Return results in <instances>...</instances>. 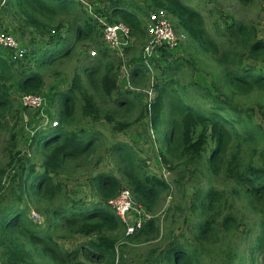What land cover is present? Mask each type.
<instances>
[{"label": "trees", "instance_id": "1", "mask_svg": "<svg viewBox=\"0 0 264 264\" xmlns=\"http://www.w3.org/2000/svg\"><path fill=\"white\" fill-rule=\"evenodd\" d=\"M83 1L0 0L9 15L44 38L43 48L25 50L18 61L11 49L0 46V151L10 159V167L6 163L0 167L1 264H123L119 248L158 238L156 216L169 185L147 172L146 160L135 149L124 142H107L97 128L105 123L113 133L136 123L146 125L160 162L181 194L187 192L186 176L191 180L188 205L198 217L191 239L182 235L167 240V235V243L149 250L141 264H212L210 255L240 226L231 197L258 216L259 232L250 253L252 258L261 256L264 264V107H244L241 102L253 92L264 94V38H258L246 19H230L214 9L217 0H204L203 10L183 0H142L147 11L164 10L198 55L214 62L219 72L212 78V91L197 81L186 82L184 61H169L171 50L159 48L145 55L149 37L143 19L149 14L142 12V5L131 0H89L103 3L100 12L91 9L97 17L129 28L133 43L120 60L103 48L98 22ZM235 1L243 7L255 3ZM214 12L218 19L208 30L206 23ZM62 30L68 35L63 36ZM80 45L86 46L91 59L82 68L85 79L77 73L67 88L51 89L57 124L47 119L49 125L33 133L30 148L23 153L17 132L23 107L15 98L16 90L43 97L45 105L32 110L50 117L44 108L47 96L42 95L44 74L72 59ZM93 49L95 57L89 56ZM157 54L167 64L154 66L159 74L148 87L155 96L150 99L147 90L142 91L143 103L141 91H122L119 73L130 66L136 84L147 77L150 58ZM18 63L25 68L16 76ZM192 92L197 102L189 97ZM107 156L113 169L97 172ZM83 175L97 202L69 190V182ZM124 189L139 211L151 215L132 234H127L126 224L108 203ZM33 214L40 221L32 219Z\"/></svg>", "mask_w": 264, "mask_h": 264}, {"label": "rangeland", "instance_id": "2", "mask_svg": "<svg viewBox=\"0 0 264 264\" xmlns=\"http://www.w3.org/2000/svg\"><path fill=\"white\" fill-rule=\"evenodd\" d=\"M131 1L138 4V6L142 5V12H148V14L154 13L152 11H147V8L145 7L142 0ZM183 2L188 6L197 7L201 10L206 8V6L203 5L205 3L204 0H183ZM83 4L85 5V8H87V11L90 9L89 12L98 22V26L101 30L99 41L101 42L103 48L109 52L111 57L120 59L109 46H105L106 42L103 39L102 33V24L104 22L107 23L105 17H97L96 12L91 10L93 7L95 11L100 12V10L104 9L103 3L93 1L91 4L89 0H84ZM213 8L223 10L225 16L229 17L230 19H246L249 21V25H252L255 28V33L257 34L258 38H264V0H255V3L250 7H243L235 0H217V4L214 3ZM207 19L208 18H206V20ZM216 19H218V15L214 12V16L207 20L206 27L208 30H210L211 21ZM143 20L145 23L144 25H147L148 18L145 17ZM1 33L12 36L15 43H18L19 48L23 50V55L25 54V50L29 52L31 48L39 47L40 49L44 47V38L41 36L42 34H38L31 28L26 27L21 22V20L9 15L0 5V34ZM61 34H63V36L68 35V33L67 35L64 33V30L61 31ZM12 51L13 60H21L14 49H12ZM87 51L88 50L86 46H78L72 59L65 61L62 65L54 67V70H51L50 72L48 71L44 74L45 88L42 95L47 96V103L44 108L47 107L46 109L52 113L50 117H47L43 112L36 113V110L24 109L22 108L21 103H19L20 107L23 109V116L17 129L18 146L23 153H26L29 150L30 147L28 146L33 133H35L40 127H47L49 125L47 123L50 121H55L54 109L51 107L50 103L52 102L54 106V100H52L54 92L51 91V89L55 88L56 92L58 90L61 91L67 88L73 76H75L77 73L84 77L82 68L88 66L89 62L91 61V59L87 57ZM93 51H95V53L97 52L95 49H93L89 51V56H97V54L95 55ZM170 52L172 57H170V59L168 58L169 61L175 59L184 61L183 77L186 82L197 81L198 83L202 84L203 87H212V78L214 75H217L219 71L212 60L198 55V52L194 50L188 40H184L179 48L171 50ZM150 59H152L149 61L150 72L145 79L138 81L136 84L132 83V78L130 77L131 67L123 66L121 68L118 83L122 91L139 90L142 92L148 89L147 87L149 86L152 79H154L159 74V69H156L154 66H164L167 64V61L163 57H160L159 54ZM25 61H28V58L25 59ZM18 64L19 66H17L16 76L19 75L18 70L25 68V65H22L21 63ZM256 66H260V64ZM55 70L56 72L53 73ZM83 79H85V77ZM134 79L137 78L135 77ZM212 91L214 90L212 89ZM16 92L19 94L18 90H16ZM17 93H15V98L18 101V98L20 100L22 94L18 95ZM141 96L142 102L144 103V93ZM189 97L193 102L198 101V96L194 92L190 93ZM241 102L245 104L244 107L252 106L258 110H261L264 107V94L261 92H253L250 96L241 98ZM135 118L136 115H133L131 120H134ZM256 119L258 118L256 117ZM97 128L103 133L107 142H124L128 146L135 149L138 154L146 160L147 172L164 178L169 185L170 191L163 199L156 216L160 226V235L158 238L151 243L144 242L140 244H126L125 248H119L118 260H121L123 264H141L142 261L147 257L146 254L149 252V250L153 249L155 246H163L165 243H167L164 242L167 235V240H170L174 237L181 238L182 235L185 237L189 236V239H191V234L193 231L191 228L194 222L198 220V217L192 213L190 206L188 205V198L190 196V192H192V189L190 188L191 180L189 179V176H186L184 184L187 192L181 194L179 188L175 187L173 181L169 179V170L160 162L157 156V145L154 142L153 136H148L149 131L147 126L142 123H136L132 125L127 131L117 133H113L111 131V125L106 123L104 124V127L97 125ZM159 137H162L160 133ZM107 146L110 147L111 144ZM4 163L8 164L9 166L10 159L0 151V167L3 166ZM113 165L114 163L112 162L111 157L107 156L103 161H101V164H99L100 167L97 168V172H109L111 169H113ZM192 172L194 173V171ZM69 190H71L73 195L78 198H84L90 202H97L98 200L97 196L89 186L88 179L84 175L80 178L71 180L69 182ZM230 201L233 202V213L240 222L239 229L235 230L234 233L224 236L223 240L225 245L220 247L215 253H212L208 258V261H210L212 264H262L263 260L261 256L258 255L257 257L255 255L252 258L250 253V247L253 245V243H255L254 240L259 232L258 216L254 213H251L242 200H237L234 197H231ZM116 215L121 220H126L130 225H133L136 222L134 215H131L130 213H123L122 215H118L116 213ZM31 218L34 220H40L39 217L37 218L34 215H32ZM251 259H253V261H251Z\"/></svg>", "mask_w": 264, "mask_h": 264}, {"label": "built area", "instance_id": "3", "mask_svg": "<svg viewBox=\"0 0 264 264\" xmlns=\"http://www.w3.org/2000/svg\"><path fill=\"white\" fill-rule=\"evenodd\" d=\"M147 21L148 23L145 25V29L149 40L143 50L146 56H150L159 48H167L168 50L177 49L185 39L184 34L175 30L171 20L164 11H154V13L148 15ZM102 33L103 39L106 42L105 45L109 46L111 50L116 53L117 57L123 58L125 48L129 47L132 43L129 28L122 23L110 24L104 22L102 24ZM0 46L11 50L14 49L20 58L23 56V50L19 48L18 43H15L10 35L0 34ZM147 93L150 99L154 98L152 88H148ZM20 103L23 108L33 109L44 106L45 100L39 95L22 94ZM52 124L54 126L57 123L54 121ZM108 203L118 215H122L123 213L134 215L136 222L133 225L128 224L126 220L122 219L126 224L127 234L136 232L141 228L144 220L150 218L149 215L145 214L143 211H139L134 206L132 195L127 189L122 190ZM34 216L37 217L36 215Z\"/></svg>", "mask_w": 264, "mask_h": 264}, {"label": "clouds", "instance_id": "4", "mask_svg": "<svg viewBox=\"0 0 264 264\" xmlns=\"http://www.w3.org/2000/svg\"><path fill=\"white\" fill-rule=\"evenodd\" d=\"M130 35H131V34H130ZM131 38H132V37H131ZM22 57H23V56H22ZM22 57H21V58H22ZM21 58H20V59H21ZM147 88H151V87H147ZM152 90H153V89H152ZM153 92H154V91H153ZM154 96H155V93H154ZM52 123H53V122H52ZM52 125H53V124H52ZM132 198H133V197H132ZM133 202H134V200H133ZM134 203H135V202H134ZM137 209H138V208H137ZM144 213L147 214V215H149V216L151 217L150 214H148V213H146V212H144ZM33 215H35V214H33ZM37 218H38V217H37ZM36 221H40V220H36Z\"/></svg>", "mask_w": 264, "mask_h": 264}]
</instances>
